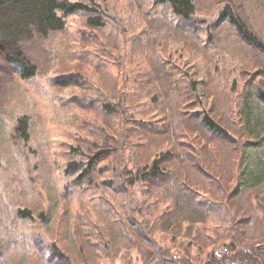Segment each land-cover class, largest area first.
<instances>
[{"label": "trees", "instance_id": "obj_1", "mask_svg": "<svg viewBox=\"0 0 264 264\" xmlns=\"http://www.w3.org/2000/svg\"><path fill=\"white\" fill-rule=\"evenodd\" d=\"M247 1L254 14L264 12V0ZM154 3L184 27L175 33L167 22L150 23V36L161 49L149 58L153 48L146 46L141 52L145 68L119 74L125 84L118 85L105 69V75L99 71L96 80L88 81V91L97 96L95 111L105 120L84 123L87 134L69 146L61 173L84 194L87 189L103 193L96 213L100 218L87 232H76L71 240L75 250L57 249L53 256L59 259L47 257L46 264H264L262 32L248 21L253 13L230 0L221 22L205 18L206 29L211 35L213 26L225 25L253 50L251 56L230 72L216 50L221 63L213 61L202 80H177L176 64L165 59L170 51L160 52L170 40L187 42L195 0ZM109 10L113 12L94 0H0V74L7 81L37 76L25 46L64 31L65 19L72 15H83L88 29L119 31L125 23ZM126 19L131 28L139 27L136 16ZM110 49L120 62L112 42L103 49L106 55ZM120 68L124 71L125 63ZM232 75L236 77L229 81ZM89 99L82 96L81 102ZM152 112L162 124L142 118ZM29 129L25 117L18 119L13 135L26 144ZM43 161L49 170L55 165L52 154ZM14 218L29 222L34 215L17 209ZM36 244L21 237L12 246L38 259L54 250L46 245L39 253ZM5 259L3 251L0 260Z\"/></svg>", "mask_w": 264, "mask_h": 264}, {"label": "rangeland", "instance_id": "obj_2", "mask_svg": "<svg viewBox=\"0 0 264 264\" xmlns=\"http://www.w3.org/2000/svg\"><path fill=\"white\" fill-rule=\"evenodd\" d=\"M94 1L104 8H113L109 14L121 18L125 23L123 28L119 31L113 27L91 30L85 26L83 15H72L65 19L64 31L49 35L43 43L33 45L32 42L25 46V57L38 69L36 77L7 81V77L0 74V259L4 251L7 264H46L47 257L55 258L53 251H60L57 249L64 253L75 250L77 246L71 240H75L76 232H87L100 218L96 213L103 193L87 189L84 194L74 189L71 179L61 173L68 161L69 146L77 142L81 133L87 134L84 123L101 125L105 120L95 111L97 96L88 91V81L96 80L99 71L105 75V69L110 77L117 78L118 85L125 84V79L122 80L119 74L129 75L133 69L145 68L141 52L146 46L153 48L149 58L156 57L161 49L156 45L157 40L150 36V23L167 22L175 33L184 27L182 23H174L166 9L154 3L156 0ZM228 2L230 0H195V14L188 24L187 42L180 44L177 40H170L172 43L164 47L166 51L164 48L161 50L162 56L170 51L165 59L176 64L177 80L192 77L202 80L209 74L207 71L213 61L214 64L222 62V66L232 72L239 61L243 63L251 56L253 50L225 25L219 28L216 24L212 27L213 33L208 34L205 18L213 19L214 16L221 22L219 16ZM233 4L241 6V11L245 8L243 12L253 13L247 0H233ZM259 12L256 10L255 14L248 15V21L264 37V12ZM143 15L145 19L142 22ZM127 16L129 19L136 16L140 21L139 27L131 28L132 23L127 21ZM109 22L112 23L110 19ZM110 42L118 48L120 62L114 49H110L108 55L103 50ZM216 50L221 62L215 57ZM2 62L0 59V64ZM121 63H125L124 71L120 68ZM235 77L232 75L229 81ZM225 83L223 81L220 86ZM82 96L90 98L89 101L82 103ZM153 113L143 114L142 118L154 121L153 124H162ZM24 117L30 127L26 144L13 135V126ZM48 153L55 158L51 170L43 161ZM111 195L120 198L114 192ZM17 209H29L34 219L16 221L14 213ZM40 215H44V219H40ZM21 237L37 242L39 253L46 245L54 250L40 259L28 252L19 254L20 248L12 245ZM64 238L69 240L65 242Z\"/></svg>", "mask_w": 264, "mask_h": 264}, {"label": "clouds", "instance_id": "obj_3", "mask_svg": "<svg viewBox=\"0 0 264 264\" xmlns=\"http://www.w3.org/2000/svg\"><path fill=\"white\" fill-rule=\"evenodd\" d=\"M0 264H7L6 261L0 260Z\"/></svg>", "mask_w": 264, "mask_h": 264}, {"label": "bare ground", "instance_id": "obj_4", "mask_svg": "<svg viewBox=\"0 0 264 264\" xmlns=\"http://www.w3.org/2000/svg\"><path fill=\"white\" fill-rule=\"evenodd\" d=\"M83 144V143H82ZM81 146V145H80Z\"/></svg>", "mask_w": 264, "mask_h": 264}]
</instances>
